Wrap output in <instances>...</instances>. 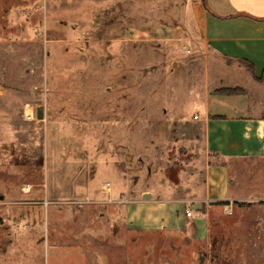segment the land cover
Masks as SVG:
<instances>
[{
	"label": "rangeland",
	"instance_id": "rangeland-1",
	"mask_svg": "<svg viewBox=\"0 0 264 264\" xmlns=\"http://www.w3.org/2000/svg\"><path fill=\"white\" fill-rule=\"evenodd\" d=\"M186 10L187 0L0 1V40L16 41L0 46L10 88L0 264L264 261L252 253L264 248V204L212 207L209 245L190 221L160 227L165 211L195 210L211 160L193 118L203 72L184 61Z\"/></svg>",
	"mask_w": 264,
	"mask_h": 264
},
{
	"label": "crops",
	"instance_id": "crops-1",
	"mask_svg": "<svg viewBox=\"0 0 264 264\" xmlns=\"http://www.w3.org/2000/svg\"><path fill=\"white\" fill-rule=\"evenodd\" d=\"M185 25L189 37L183 46L190 50L186 67L193 75L197 70L203 72L201 113L193 118L203 127L211 160L204 169V191L193 204L199 215L177 213L173 217L168 211L166 215L161 212L160 227L170 222L183 227L190 221V237L209 245L212 207L264 204V0H187ZM15 42L0 40V46ZM222 88H240L241 92L216 91ZM9 92L0 79V110ZM165 202L157 201L168 207L170 201ZM252 253L262 257L264 248L257 247Z\"/></svg>",
	"mask_w": 264,
	"mask_h": 264
},
{
	"label": "trees",
	"instance_id": "trees-1",
	"mask_svg": "<svg viewBox=\"0 0 264 264\" xmlns=\"http://www.w3.org/2000/svg\"><path fill=\"white\" fill-rule=\"evenodd\" d=\"M218 93L221 94H235L241 92L240 88H222L216 90ZM218 204H225V202H217ZM244 204H249V203H244Z\"/></svg>",
	"mask_w": 264,
	"mask_h": 264
},
{
	"label": "water",
	"instance_id": "water-1",
	"mask_svg": "<svg viewBox=\"0 0 264 264\" xmlns=\"http://www.w3.org/2000/svg\"><path fill=\"white\" fill-rule=\"evenodd\" d=\"M44 113H43V108L40 107L37 111V118L38 119H43ZM151 193H144L143 196L144 198H148L150 197ZM0 198H2V196H0Z\"/></svg>",
	"mask_w": 264,
	"mask_h": 264
},
{
	"label": "built area",
	"instance_id": "built-area-1",
	"mask_svg": "<svg viewBox=\"0 0 264 264\" xmlns=\"http://www.w3.org/2000/svg\"><path fill=\"white\" fill-rule=\"evenodd\" d=\"M185 215L187 217H193L194 215H199L194 209H186Z\"/></svg>",
	"mask_w": 264,
	"mask_h": 264
},
{
	"label": "bare ground",
	"instance_id": "bare-ground-1",
	"mask_svg": "<svg viewBox=\"0 0 264 264\" xmlns=\"http://www.w3.org/2000/svg\"><path fill=\"white\" fill-rule=\"evenodd\" d=\"M26 115H29V116H33V113H32V109L30 107H28L26 110ZM27 191L29 190L28 187L25 188Z\"/></svg>",
	"mask_w": 264,
	"mask_h": 264
}]
</instances>
